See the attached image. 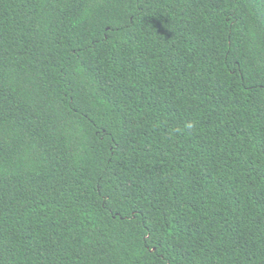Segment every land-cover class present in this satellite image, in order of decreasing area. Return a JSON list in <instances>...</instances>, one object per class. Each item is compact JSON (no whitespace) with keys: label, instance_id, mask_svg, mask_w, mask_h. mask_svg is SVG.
<instances>
[{"label":"trees","instance_id":"trees-1","mask_svg":"<svg viewBox=\"0 0 264 264\" xmlns=\"http://www.w3.org/2000/svg\"><path fill=\"white\" fill-rule=\"evenodd\" d=\"M0 264H264V0H0Z\"/></svg>","mask_w":264,"mask_h":264}]
</instances>
